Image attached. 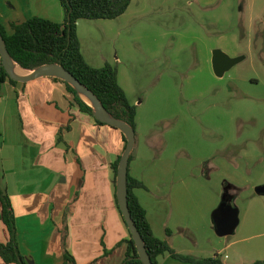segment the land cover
Instances as JSON below:
<instances>
[{"label": "crops", "instance_id": "crops-1", "mask_svg": "<svg viewBox=\"0 0 264 264\" xmlns=\"http://www.w3.org/2000/svg\"><path fill=\"white\" fill-rule=\"evenodd\" d=\"M35 16L55 22L65 18L60 0H0V22L8 34L13 33V22ZM82 22H78V33L85 59L96 68L106 63L117 66L119 83L137 107L129 172L144 184L135 193L154 234L179 254L231 264L227 251L238 248L244 238L219 236L213 212L223 202L244 206L240 224L246 229L249 224L244 217H248L250 205L257 203L258 223L264 225V200L254 197L262 196L256 187L264 185V171L256 177L253 169L248 173L250 163L246 167L224 157L193 159L188 153L162 150L159 137L150 132L155 122L149 118L144 123L142 101L132 95L133 76L104 48L88 45ZM1 60L0 54V64ZM71 101L66 85L49 76L17 83L7 79L2 85L0 182L15 211L20 248L28 264H122L127 244L118 245L130 237V231L117 204L113 167L126 149V135L116 127L97 123ZM61 130L63 141L59 140ZM1 214L0 199V241L7 243L11 234ZM65 232L74 261L65 260ZM258 263L264 264V259L251 264ZM0 264L8 263L0 257ZM158 264L194 263L164 254Z\"/></svg>", "mask_w": 264, "mask_h": 264}, {"label": "rangeland", "instance_id": "rangeland-1", "mask_svg": "<svg viewBox=\"0 0 264 264\" xmlns=\"http://www.w3.org/2000/svg\"><path fill=\"white\" fill-rule=\"evenodd\" d=\"M83 26L88 45L133 76L132 95L144 123L155 122L150 132L162 150L250 163L256 177L264 171V0H132L119 18L83 19ZM215 49L244 59L219 77ZM251 205L247 228L230 236L244 238L227 251L231 264L264 259L260 206Z\"/></svg>", "mask_w": 264, "mask_h": 264}, {"label": "trees", "instance_id": "trees-1", "mask_svg": "<svg viewBox=\"0 0 264 264\" xmlns=\"http://www.w3.org/2000/svg\"><path fill=\"white\" fill-rule=\"evenodd\" d=\"M60 2L65 15L63 22H55L35 16L21 23L13 22L11 24L12 34H8L0 22V31L11 57L16 64L29 70H34L47 64L63 66L99 98L113 117L128 123L135 129L137 107L129 101L125 90L119 83L118 67L111 63H106L101 68L91 66L82 53L81 40L78 33L79 20L117 19L126 13L132 0H60ZM52 78L66 85L67 91L72 96V105L78 106L81 111L92 115L97 123L106 124L95 117L93 106L81 97L74 86L59 77ZM7 79L17 83L15 79L10 77L1 60L0 97L2 85ZM69 128L70 126L67 127V129ZM125 139L127 143V137ZM59 140H64L63 130L60 132ZM119 163L120 160L113 167L116 186ZM139 187H144L143 182L132 177L129 172L127 188L130 213L154 264H158L159 256L164 254H170L178 260L194 264H222L220 259H197L179 254L167 241L158 238L148 221L145 208L135 193V189ZM0 199L2 202L1 218L11 234L10 241L7 243L0 241V257L8 264H28L18 241L16 215L11 198L6 190L3 189L1 182ZM119 210L121 211L120 207ZM66 238L67 232L63 236L65 260L74 261L66 247ZM123 243L127 244V253L122 264H144L131 232L130 237L118 246Z\"/></svg>", "mask_w": 264, "mask_h": 264}, {"label": "water", "instance_id": "water-1", "mask_svg": "<svg viewBox=\"0 0 264 264\" xmlns=\"http://www.w3.org/2000/svg\"><path fill=\"white\" fill-rule=\"evenodd\" d=\"M0 54L2 62L9 73L10 77L16 81L28 82L41 77H59L72 86H74L87 101L93 106L95 110V117L103 123L109 124L123 131L127 137V146L120 159L118 174H117V193L118 203L121 209L124 220L126 221L129 230L136 243L138 253L144 264H154L152 258L146 248L144 240L137 229V226L132 218L128 203V173L131 152L136 143V130L128 123L113 117L106 107L102 104L99 98L84 84L74 77L67 69L58 64H47L40 66L34 70L20 68L19 71H15L13 66L15 61L10 55L7 48L5 39L0 31ZM243 56L231 57L229 54L221 49H215L213 51V68L217 76L222 77L230 70L234 65L243 60ZM18 65V64H17ZM256 192L260 195H264V185L256 187ZM213 219L216 225V233L219 236L233 235L240 224L239 208L235 207L227 202L221 203V205L213 212Z\"/></svg>", "mask_w": 264, "mask_h": 264}, {"label": "bare ground", "instance_id": "bare-ground-1", "mask_svg": "<svg viewBox=\"0 0 264 264\" xmlns=\"http://www.w3.org/2000/svg\"><path fill=\"white\" fill-rule=\"evenodd\" d=\"M13 69H14L15 71H19V70H20V66H18V65L15 63L14 66H13Z\"/></svg>", "mask_w": 264, "mask_h": 264}]
</instances>
